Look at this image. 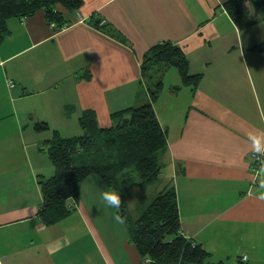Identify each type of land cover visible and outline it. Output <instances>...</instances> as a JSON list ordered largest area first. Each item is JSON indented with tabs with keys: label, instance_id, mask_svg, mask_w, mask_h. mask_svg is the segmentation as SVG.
Segmentation results:
<instances>
[{
	"label": "crops",
	"instance_id": "1",
	"mask_svg": "<svg viewBox=\"0 0 264 264\" xmlns=\"http://www.w3.org/2000/svg\"><path fill=\"white\" fill-rule=\"evenodd\" d=\"M227 0H82L59 7L67 25L51 28L42 10L6 22L0 39V264H142L125 224L95 175L67 201L68 217L46 226L37 216L38 178L54 167L43 144L57 132L82 134L79 117L110 114L149 100L140 83L145 52L162 41L180 46L196 90L167 69L153 110L167 132L161 188L173 186L182 235L209 253V263L264 264L263 189L252 184L250 157L264 152V22L238 30ZM92 19V20H91ZM118 31L119 42L92 24ZM86 74L89 79L83 78ZM46 123L47 131L34 130Z\"/></svg>",
	"mask_w": 264,
	"mask_h": 264
},
{
	"label": "trees",
	"instance_id": "2",
	"mask_svg": "<svg viewBox=\"0 0 264 264\" xmlns=\"http://www.w3.org/2000/svg\"><path fill=\"white\" fill-rule=\"evenodd\" d=\"M81 5L82 0H0V39L7 34L6 22L11 18H26L42 10L47 24L54 23L60 28L67 22L58 8L74 12ZM248 5L264 22V0H227L222 4L240 31L255 24L249 18ZM92 25L111 38L126 43L118 31L101 20H95ZM252 50L264 51V41ZM169 68L176 69L180 78V85L172 87V93L181 88L196 90L201 75L190 74L182 48L171 41L158 42L145 52L140 64V83L145 85L149 97L146 104L111 113L113 124L108 128L99 127L94 111L85 110L79 117L81 135L62 138L57 132L52 133L42 150L54 167V174L46 179L38 178L42 201L37 216L46 226L68 217L71 210L67 201L78 195L81 183L88 176L95 175L119 196L120 203L113 205L126 226L129 240L141 256L142 264H222L209 263V253L182 235L173 186L160 189L138 217L132 218L127 212L122 182L126 172L133 170L141 187L160 181L162 175L159 156L167 149V132L160 126L153 104L163 90L162 78ZM83 78L89 79L90 75ZM48 129L46 123L34 125L37 132ZM258 174L253 185L264 191V155ZM235 264L246 263L238 258Z\"/></svg>",
	"mask_w": 264,
	"mask_h": 264
},
{
	"label": "rangeland",
	"instance_id": "3",
	"mask_svg": "<svg viewBox=\"0 0 264 264\" xmlns=\"http://www.w3.org/2000/svg\"><path fill=\"white\" fill-rule=\"evenodd\" d=\"M122 182L124 185L123 196L126 200L127 212L132 218H136L141 214L142 209L161 188V182L159 180L152 185L141 187L135 172L131 169L126 172V176Z\"/></svg>",
	"mask_w": 264,
	"mask_h": 264
},
{
	"label": "built area",
	"instance_id": "4",
	"mask_svg": "<svg viewBox=\"0 0 264 264\" xmlns=\"http://www.w3.org/2000/svg\"><path fill=\"white\" fill-rule=\"evenodd\" d=\"M49 26L53 28L55 25L54 23H50ZM264 155L263 151L255 152L252 153L251 158H250V164H251V173L253 175V180L252 184L254 183V180L256 177H258L259 170L261 168V163H262V157ZM263 184H264V179H263ZM245 257L241 258L242 261H245Z\"/></svg>",
	"mask_w": 264,
	"mask_h": 264
},
{
	"label": "clouds",
	"instance_id": "5",
	"mask_svg": "<svg viewBox=\"0 0 264 264\" xmlns=\"http://www.w3.org/2000/svg\"><path fill=\"white\" fill-rule=\"evenodd\" d=\"M104 196L109 200L110 203H113V204H119L120 203L119 196L114 192L104 193ZM260 198L264 199V193H262L260 195Z\"/></svg>",
	"mask_w": 264,
	"mask_h": 264
}]
</instances>
